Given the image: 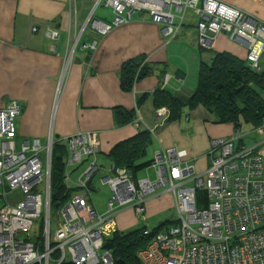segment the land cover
I'll list each match as a JSON object with an SVG mask.
<instances>
[{
    "label": "built area",
    "instance_id": "obj_1",
    "mask_svg": "<svg viewBox=\"0 0 264 264\" xmlns=\"http://www.w3.org/2000/svg\"><path fill=\"white\" fill-rule=\"evenodd\" d=\"M99 3L113 13L111 22L88 19L91 30L100 36L127 24L134 14L145 12L172 40L184 23L185 13L191 12L198 21L201 46L209 48L213 35L226 32L231 39H241L247 45V65L261 69L264 23L248 13L215 0ZM43 33L50 40L59 38L58 31L49 27ZM96 46L94 41L89 47L94 50ZM168 79L165 74L161 89ZM20 111L16 100L0 108V264H114L112 251L105 245L118 231L119 211L129 207L136 217L145 220L147 202L165 193L172 196L178 224L153 234L137 251L139 264H264V121L254 129L262 138L253 145L244 142L239 130L212 139L210 162L201 173L194 165H184L187 152L175 147L154 152L152 164L141 177L128 168L114 169L111 165L110 174L101 179L110 189L103 214L90 200L92 179L99 170L95 163L100 152L99 134L85 131L65 138V178L70 177L69 169L91 161L71 181L75 191L61 206L62 222L52 233L51 157L53 145L60 142L50 133L45 146L32 138L23 140L17 148L16 118ZM154 115L158 126L167 121L169 110L158 108ZM154 129L148 127L150 132ZM41 154L46 157L45 170ZM149 169H153L154 178ZM199 189L207 192L206 206L196 203ZM41 216V226L36 225ZM144 234L150 235V231ZM55 253L58 256L53 260Z\"/></svg>",
    "mask_w": 264,
    "mask_h": 264
},
{
    "label": "crops",
    "instance_id": "obj_2",
    "mask_svg": "<svg viewBox=\"0 0 264 264\" xmlns=\"http://www.w3.org/2000/svg\"><path fill=\"white\" fill-rule=\"evenodd\" d=\"M215 1L264 23V0ZM190 15L184 17L172 40L145 12L134 14L127 24L100 36L91 30L88 19L111 22L113 13L99 0H0V108L10 100L18 101L17 142L38 138L45 146L50 133L60 142L77 132L96 131L100 152L95 163L99 166L98 160L103 158L110 169L106 154L119 142L150 127L155 129L148 130L152 135L148 152L154 154L168 147L186 150L183 164L203 172L210 162L211 140L231 136L237 130L231 124L213 123L201 106L185 109L178 120L157 126L153 92L161 88L162 78L168 74L164 90L188 97L197 87L202 62L210 63L216 53L226 52L246 63L248 48L243 40L231 39L226 32L213 35L211 46L204 48L199 42L198 21ZM46 27L57 30L59 38L45 37ZM94 41L97 46L93 50L89 46ZM131 60H136L139 67L145 65L147 74L136 80L130 91H124L120 74ZM260 66L264 70V57ZM143 93L149 96L138 108L136 101ZM117 109H135V115L130 122L119 124ZM90 161L69 171L77 174V179ZM148 171L154 178L153 169ZM166 203L173 206L169 193L151 198L146 216ZM136 218L133 209L122 208L118 231L136 226Z\"/></svg>",
    "mask_w": 264,
    "mask_h": 264
},
{
    "label": "trees",
    "instance_id": "obj_3",
    "mask_svg": "<svg viewBox=\"0 0 264 264\" xmlns=\"http://www.w3.org/2000/svg\"><path fill=\"white\" fill-rule=\"evenodd\" d=\"M138 69L136 60L123 65L120 83L124 91H130L134 82L147 74L145 65ZM148 96L143 93L137 99L136 106H142ZM153 104L156 109L166 107L169 110L167 121L178 120L185 109L194 110L201 106L209 113L213 123L231 124L235 130H240L242 125L256 128L264 121V70H253L229 53H216L210 63L200 64L197 87L190 96L179 97L160 88L153 92ZM134 115L135 109L116 110L119 124L130 122ZM151 143V133L140 130L135 136L116 144L106 156L114 169L125 167L137 175L153 162V158L147 157ZM65 158V146L55 142L51 157V181L54 170L58 173V181L55 185L51 184V208L62 206L75 191L74 188H68L64 181ZM207 201V192L197 190V205L206 206ZM162 225L160 223L150 235H145V230L140 229L116 231L105 245L112 251L114 264H139L137 251L163 228Z\"/></svg>",
    "mask_w": 264,
    "mask_h": 264
},
{
    "label": "rangeland",
    "instance_id": "obj_4",
    "mask_svg": "<svg viewBox=\"0 0 264 264\" xmlns=\"http://www.w3.org/2000/svg\"><path fill=\"white\" fill-rule=\"evenodd\" d=\"M191 13V12H190ZM189 12L186 13V18L188 19L189 17H192ZM176 22L178 19H175ZM187 113V112H186ZM185 113V114H186ZM255 128L249 126V125H242V127L239 130V135L243 138L244 142L247 145H253L255 142H258L261 140L262 136H259L255 131ZM62 145L65 146V141H60ZM44 144V143H43ZM17 148H19V142H17ZM147 157L153 158V153L151 150L147 153ZM41 160L43 162L44 170L46 168V157L45 154H41ZM99 166H103V168L99 167L98 172L94 175L92 179V185L91 189V202L95 206L96 210L98 211L99 214H103L105 212V205L110 197V189L107 184H103L101 179L105 176H108L110 174L108 167V161L100 158L97 163ZM152 170H150V173ZM70 177H64L65 184L68 188L74 187L71 181H75L77 174L69 171ZM64 175V173H63ZM143 173L142 171H139L137 176L140 177L142 176ZM58 181V173L54 170L52 174V181L51 184L55 185ZM162 189V188H160ZM167 205V203H166ZM42 217L41 216L38 220H36V225L39 224L41 226L42 224ZM138 220L136 226L132 227L129 231L135 230V229H140L141 231L143 230H148V231H153L155 230L160 223H163L162 227H166L169 225H176L178 224V213L175 208V206H164L161 210H158L155 214L150 215L149 217L146 216L145 220H142L141 218H136ZM50 221H51V230L52 233L58 228V226L62 222V217H61V206L60 207H52L50 209ZM126 231V232H129ZM58 255L55 253L52 255V259L56 260V257Z\"/></svg>",
    "mask_w": 264,
    "mask_h": 264
},
{
    "label": "water",
    "instance_id": "obj_5",
    "mask_svg": "<svg viewBox=\"0 0 264 264\" xmlns=\"http://www.w3.org/2000/svg\"><path fill=\"white\" fill-rule=\"evenodd\" d=\"M90 182H91V181L88 182V185H90Z\"/></svg>",
    "mask_w": 264,
    "mask_h": 264
}]
</instances>
